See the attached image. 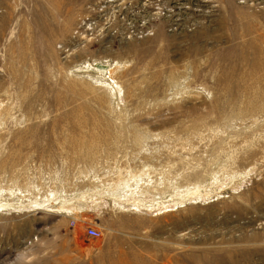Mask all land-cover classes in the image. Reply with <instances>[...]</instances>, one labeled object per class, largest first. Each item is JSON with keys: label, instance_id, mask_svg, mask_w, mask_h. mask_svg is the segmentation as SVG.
Instances as JSON below:
<instances>
[{"label": "rangeland", "instance_id": "1", "mask_svg": "<svg viewBox=\"0 0 264 264\" xmlns=\"http://www.w3.org/2000/svg\"><path fill=\"white\" fill-rule=\"evenodd\" d=\"M0 264H264V0H0Z\"/></svg>", "mask_w": 264, "mask_h": 264}, {"label": "built area", "instance_id": "2", "mask_svg": "<svg viewBox=\"0 0 264 264\" xmlns=\"http://www.w3.org/2000/svg\"><path fill=\"white\" fill-rule=\"evenodd\" d=\"M86 234L89 238H92V239H99L100 237V232L95 229L94 227H88L87 230H86Z\"/></svg>", "mask_w": 264, "mask_h": 264}]
</instances>
